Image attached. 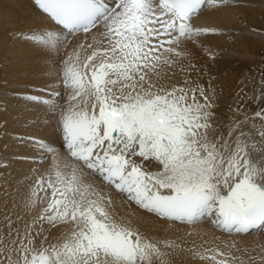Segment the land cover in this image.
<instances>
[{
	"label": "snow or ice",
	"instance_id": "obj_1",
	"mask_svg": "<svg viewBox=\"0 0 264 264\" xmlns=\"http://www.w3.org/2000/svg\"><path fill=\"white\" fill-rule=\"evenodd\" d=\"M32 5L14 35L38 42L42 85L11 134L28 171L0 155V264H264V68L224 106L199 55L215 58L201 38L219 30L198 21L245 5ZM9 111L0 99V139Z\"/></svg>",
	"mask_w": 264,
	"mask_h": 264
},
{
	"label": "bare ground",
	"instance_id": "obj_2",
	"mask_svg": "<svg viewBox=\"0 0 264 264\" xmlns=\"http://www.w3.org/2000/svg\"><path fill=\"white\" fill-rule=\"evenodd\" d=\"M239 2L245 6L198 21L201 26L216 27L219 30L201 38L204 48L214 53L215 58L210 60V55L203 49L199 55L200 64L211 67V75L217 77L222 89L221 103L224 106L231 103L237 89L243 87L247 80L254 78L258 81L259 69L264 68V58L261 56L264 53V0ZM34 18L32 0H0V99H6L10 108L7 114L10 121L7 131L10 135L0 139V149L5 143L10 145V148L7 152L0 151V155L10 159L11 167L6 171L11 173L12 177L26 173L29 168L28 163L11 159L13 153L26 151L24 147H11L17 143L11 134L27 130L14 122L16 112L35 111L28 107L26 97L40 93L42 85L36 68L35 53L29 46L38 42L30 39L32 33L21 38L14 33H27L33 26ZM34 34L40 33L37 31ZM50 87L56 88L58 85L53 84ZM248 94H252L250 84ZM64 99L66 100V96ZM137 226L152 236L160 232L155 221L145 220ZM169 238L174 237L170 235ZM183 264H191V261L186 260Z\"/></svg>",
	"mask_w": 264,
	"mask_h": 264
},
{
	"label": "rangeland",
	"instance_id": "obj_3",
	"mask_svg": "<svg viewBox=\"0 0 264 264\" xmlns=\"http://www.w3.org/2000/svg\"><path fill=\"white\" fill-rule=\"evenodd\" d=\"M261 56L264 58V53H262ZM208 58H209L210 60H213V57H212V56H208Z\"/></svg>",
	"mask_w": 264,
	"mask_h": 264
}]
</instances>
